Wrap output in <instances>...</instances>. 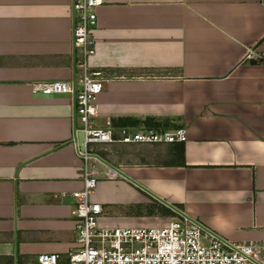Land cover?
Masks as SVG:
<instances>
[{"label":"crops","instance_id":"1","mask_svg":"<svg viewBox=\"0 0 264 264\" xmlns=\"http://www.w3.org/2000/svg\"><path fill=\"white\" fill-rule=\"evenodd\" d=\"M72 16L73 0H0V264H66L77 248L73 98L30 90L72 83ZM96 17L89 66L107 80L95 128L115 140L186 132L112 144L128 160H103L144 190L101 177L100 224H165L174 217L154 195L230 244L264 245V64L246 58L264 55V0H105Z\"/></svg>","mask_w":264,"mask_h":264},{"label":"built area","instance_id":"2","mask_svg":"<svg viewBox=\"0 0 264 264\" xmlns=\"http://www.w3.org/2000/svg\"><path fill=\"white\" fill-rule=\"evenodd\" d=\"M105 0H73V45L81 59L76 68V132L83 133V148L76 152L82 160V189L72 193L75 208V243L77 248L67 255L66 264H264V245L225 244L183 217L170 219L163 226L121 228L101 225V205L90 197L101 177L115 178L112 170L99 161L95 147L114 143H174L185 142L186 132L159 136L120 131L115 140L112 132L97 129L93 124L94 102L106 82L104 73L91 70L89 59L94 54V30L97 24L96 9ZM247 59L264 64V55ZM33 95H72L68 81L34 82L30 85ZM98 157V158H97ZM103 168V169H102ZM107 169L108 172L104 171ZM37 264H59L56 254H40Z\"/></svg>","mask_w":264,"mask_h":264},{"label":"water","instance_id":"3","mask_svg":"<svg viewBox=\"0 0 264 264\" xmlns=\"http://www.w3.org/2000/svg\"><path fill=\"white\" fill-rule=\"evenodd\" d=\"M72 23H73V27H74V13L72 16ZM75 92H76V50L75 48L73 49V71H72V98H73V111H72V123H73V134H74V142L77 144V146L79 147V149L82 150L83 148V133L78 131L76 132V105H75ZM98 158V157H97ZM99 161L101 163H103L106 167H108L110 170H112L114 173H116L117 175H119L120 177L126 179L127 181H129L130 183H132L133 185H135L136 187L142 189V187L137 184L136 182H134L133 180H131L130 178H128L126 175H124L120 170L116 169L115 167L111 166L109 163H107L106 161H104L101 158H98ZM144 190V188L142 189ZM148 193V192H147ZM150 194V193H149ZM152 195V194H150ZM152 197L157 200L160 204H162L163 206L167 207L169 210H171L173 213H175L176 215L183 217L185 219H187L188 221H190L191 223H193L194 225H196L197 227H199L203 232L208 233L210 235H212L213 237H215L216 239H219L221 241H223L225 244H228V242H226L225 240L221 239L220 237H218L217 235L213 234L212 232H210L209 230H207L206 228H204L203 226H201L199 223H197L196 221L192 220L191 218H189L188 216H186L184 213H182L180 210L176 209L174 206L169 205L168 203L164 202L163 200H161L160 198L152 195Z\"/></svg>","mask_w":264,"mask_h":264},{"label":"rangeland","instance_id":"4","mask_svg":"<svg viewBox=\"0 0 264 264\" xmlns=\"http://www.w3.org/2000/svg\"><path fill=\"white\" fill-rule=\"evenodd\" d=\"M142 135H146V133H143ZM144 146L148 150H154V148L150 147L151 145H148V144H140V143L136 145L135 149L144 148ZM94 149H95L96 152L100 153V155H103V154L107 155L106 157H107V159L110 162L112 161V158H114V157L116 158V155H117V161H119V160H125V161H127L128 160V158H127L126 155H124L122 153H121L122 155H120V151H117V148H115L114 145H100V146L95 147ZM105 155H103V156H105ZM159 208L160 209H157V210L160 211L158 213H163L164 210H162L161 207H159ZM154 211H155V209L153 208V213H156ZM163 225L164 224H161L160 223V224H156V225H153V226H163Z\"/></svg>","mask_w":264,"mask_h":264},{"label":"trees","instance_id":"5","mask_svg":"<svg viewBox=\"0 0 264 264\" xmlns=\"http://www.w3.org/2000/svg\"><path fill=\"white\" fill-rule=\"evenodd\" d=\"M97 155H98L100 158L106 160L105 157H104L103 155H100V153L97 152ZM167 212L169 213V215H172L174 218H175V217H178L176 214L172 213L171 211H168V210H167Z\"/></svg>","mask_w":264,"mask_h":264}]
</instances>
